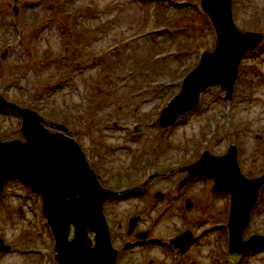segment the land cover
I'll list each match as a JSON object with an SVG mask.
<instances>
[{"label":"rangeland","instance_id":"obj_1","mask_svg":"<svg viewBox=\"0 0 264 264\" xmlns=\"http://www.w3.org/2000/svg\"><path fill=\"white\" fill-rule=\"evenodd\" d=\"M199 2L68 0L72 15L62 21L52 0H17L16 16L15 0H0V95L67 127L66 135L107 185L120 181L124 187L132 178L161 171L166 179L153 180L150 190H172L181 177L179 167L196 163L206 151L224 155L230 144L237 149L245 177L262 175L264 41L243 56L228 101L223 99L225 89L210 87L197 107L166 131L156 122L161 109L179 93L184 77L198 65L200 54L214 49L215 33L209 19H203ZM231 5L237 29L264 33V0H231ZM75 37L86 40L70 74L67 63ZM20 123L17 116L0 113V140L22 139ZM137 202L121 203L116 218L131 215ZM40 203V197L19 182L6 184L0 232L9 242L51 254L54 241ZM19 206L22 217L16 215ZM163 223L156 230L168 236L183 226L178 213H170ZM251 234L264 235V186L243 238ZM209 252V246L192 248L186 258L208 264ZM46 257L41 262L39 256V264H51ZM150 260L176 264L154 249L126 252L118 264ZM239 264H264V248L253 249Z\"/></svg>","mask_w":264,"mask_h":264},{"label":"water","instance_id":"obj_2","mask_svg":"<svg viewBox=\"0 0 264 264\" xmlns=\"http://www.w3.org/2000/svg\"><path fill=\"white\" fill-rule=\"evenodd\" d=\"M200 7L214 29V49L200 55L197 67L184 77L179 93L161 110L156 121L164 131L180 116L192 111L198 105L200 95L209 87L225 89L224 99L229 100L242 57L264 39L261 32H242L235 27L231 0H200ZM13 11L16 16L18 8L15 6ZM5 55L3 53L1 58ZM0 110L18 115L24 139L0 141V195L4 185L15 180L40 195L42 215L55 241L56 264H116V251L111 246L102 212L103 203L116 192L100 186L79 145L64 134L68 131L66 127L52 124L57 131L51 132L38 113L1 96ZM186 169L188 175L181 184L195 176H205L214 179L213 192L227 191L231 195L230 262H238L248 249L264 246L262 235L251 234L247 239L243 238L249 226L250 212L264 184V174L252 179L243 176L234 145L220 157L204 152ZM72 225L73 237L69 240ZM187 239L189 236L183 234L173 242L184 248ZM1 247L0 240V250H4Z\"/></svg>","mask_w":264,"mask_h":264},{"label":"flooded vegetation","instance_id":"obj_3","mask_svg":"<svg viewBox=\"0 0 264 264\" xmlns=\"http://www.w3.org/2000/svg\"><path fill=\"white\" fill-rule=\"evenodd\" d=\"M0 112L6 113L9 111L3 110ZM51 123L46 121L45 125L47 128L54 130L53 127H50ZM188 166L189 164L178 168L181 177L176 180L175 188L164 192L150 190L153 180L158 179L156 181L158 182L166 179V174L161 171L159 173L147 172L145 176L132 178L127 183L128 185L124 187H121L122 182L120 181L115 184L112 183V185L104 184L100 180V176L95 173L103 188L117 193L115 197L107 200L103 206L110 242L113 249L116 250V264L126 252L138 251L144 253L149 249L159 251L162 258L170 256V259H174L176 264H197L195 257H186L192 248L200 246L210 247L208 264H222L225 262L232 264L227 257L230 194L225 191L213 192L214 179L209 177L195 176L190 181L181 184L188 175V170H186ZM3 194L4 191L0 196V218L4 211L1 208ZM128 200H138L136 204H139V206L127 218L121 219V222L120 219L116 218L115 210L121 203ZM216 203H222V208L215 209ZM15 211L16 215L24 216L21 206ZM170 213H178L183 226L168 236L165 231H157L155 226L161 222L164 225L163 222ZM183 234L189 236L187 244L184 248L175 246L173 240ZM0 240L1 249H4L0 250V264H32L31 262L39 264V253L36 246L19 245L18 241L9 242L1 235V232ZM252 250H247L244 256ZM16 258L20 260L16 261ZM42 259L41 257V262ZM45 261H52L51 264H54L53 255L51 258L48 255ZM162 263L165 264V262ZM149 264H152V260Z\"/></svg>","mask_w":264,"mask_h":264},{"label":"trees","instance_id":"obj_4","mask_svg":"<svg viewBox=\"0 0 264 264\" xmlns=\"http://www.w3.org/2000/svg\"><path fill=\"white\" fill-rule=\"evenodd\" d=\"M68 0H52L53 6L55 11H59L57 14L60 15V17L62 18V21H64V19L70 18L72 15V11L70 10V4L67 3ZM88 10L87 8H85V11ZM79 12V10L77 11ZM64 18V19H63ZM203 19L207 22V17L205 15H203ZM86 40V38H74L73 41H70L73 43V46L70 49V61L67 63V68L69 69V73L71 74L74 70L75 64H76V60L77 62H79L78 58L81 56V47H82V43H84ZM67 51L69 50L68 47L66 49ZM109 54V53H108ZM100 59H102V57H100ZM88 62H85L84 65H87ZM243 69V66L240 67V72ZM76 70V69H75ZM111 74V73H107Z\"/></svg>","mask_w":264,"mask_h":264}]
</instances>
